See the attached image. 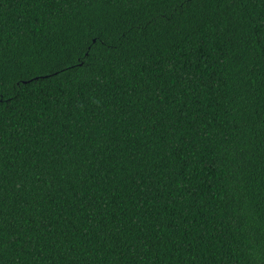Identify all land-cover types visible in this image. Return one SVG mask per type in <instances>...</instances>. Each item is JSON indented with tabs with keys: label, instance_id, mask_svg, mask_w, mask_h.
Wrapping results in <instances>:
<instances>
[{
	"label": "trees",
	"instance_id": "1",
	"mask_svg": "<svg viewBox=\"0 0 264 264\" xmlns=\"http://www.w3.org/2000/svg\"><path fill=\"white\" fill-rule=\"evenodd\" d=\"M0 264H264V0H0Z\"/></svg>",
	"mask_w": 264,
	"mask_h": 264
}]
</instances>
